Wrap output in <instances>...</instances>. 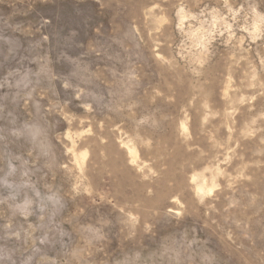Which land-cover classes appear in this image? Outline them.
I'll return each mask as SVG.
<instances>
[{
	"label": "rangeland",
	"instance_id": "rangeland-1",
	"mask_svg": "<svg viewBox=\"0 0 264 264\" xmlns=\"http://www.w3.org/2000/svg\"><path fill=\"white\" fill-rule=\"evenodd\" d=\"M0 264H264V0H0Z\"/></svg>",
	"mask_w": 264,
	"mask_h": 264
},
{
	"label": "bare ground",
	"instance_id": "bare-ground-1",
	"mask_svg": "<svg viewBox=\"0 0 264 264\" xmlns=\"http://www.w3.org/2000/svg\"><path fill=\"white\" fill-rule=\"evenodd\" d=\"M117 140V139H116ZM123 143V142H122ZM123 145V144H122ZM126 146V145H125ZM71 148V147H70ZM129 151V150H128ZM132 151V150H131ZM130 151V152H131ZM129 153V152H128ZM86 154V153H85ZM133 154V153H132ZM75 156V155H74ZM84 156V155H83ZM86 156V155H85ZM76 158V157H75ZM79 160V159H78ZM78 162V161H77ZM131 163V162H130ZM82 164V163H81ZM81 169V168H80Z\"/></svg>",
	"mask_w": 264,
	"mask_h": 264
}]
</instances>
